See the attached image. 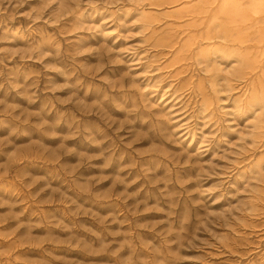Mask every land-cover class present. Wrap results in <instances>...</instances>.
I'll use <instances>...</instances> for the list:
<instances>
[{"label":"rangeland","instance_id":"374dc122","mask_svg":"<svg viewBox=\"0 0 264 264\" xmlns=\"http://www.w3.org/2000/svg\"><path fill=\"white\" fill-rule=\"evenodd\" d=\"M0 264H264V0H0Z\"/></svg>","mask_w":264,"mask_h":264},{"label":"bare ground","instance_id":"6f19581e","mask_svg":"<svg viewBox=\"0 0 264 264\" xmlns=\"http://www.w3.org/2000/svg\"><path fill=\"white\" fill-rule=\"evenodd\" d=\"M223 3H224V2H223ZM252 6H253V5H252ZM237 8H238V7H237ZM177 10H178V9H177ZM239 10H240V8H239ZM236 11H237V10H236ZM140 12H141V11H140ZM231 13H232V12H231ZM234 13H235V12H234ZM137 15H139V14H137ZM234 15H235V14H234ZM237 15H238V14H237ZM238 16H239V15H238ZM238 16H237V17H238ZM233 20H234V19H233ZM221 37H224V36L222 35ZM206 64H207V63H206ZM206 66H207V65H206ZM224 73H225V72H224ZM221 78H222V77H221ZM229 78H230V77H229ZM220 80H221V79H220ZM211 81H212V80H211ZM215 84H216V83H215ZM228 84H229V83H228ZM216 86H217V84H216ZM216 86H215V87H216ZM244 86H245V85H244ZM232 88H233V87H232ZM232 88H231V89H232ZM214 90H215V89H214ZM211 91H212V90H211ZM252 94H253V93H252ZM242 98H243V97H242ZM260 98H261V97H260ZM217 101H218V100H217ZM242 103H243V102H242ZM226 104H227V103H226ZM253 104H254V103H253ZM207 114H208V113H207ZM208 115H209V114H208ZM262 127H263V126H262Z\"/></svg>","mask_w":264,"mask_h":264}]
</instances>
